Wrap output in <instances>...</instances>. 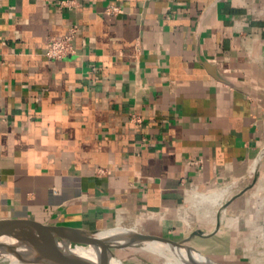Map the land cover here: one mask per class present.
Here are the masks:
<instances>
[{
    "label": "crops",
    "instance_id": "1",
    "mask_svg": "<svg viewBox=\"0 0 264 264\" xmlns=\"http://www.w3.org/2000/svg\"><path fill=\"white\" fill-rule=\"evenodd\" d=\"M61 1L0 0V222L264 264V0Z\"/></svg>",
    "mask_w": 264,
    "mask_h": 264
},
{
    "label": "water",
    "instance_id": "2",
    "mask_svg": "<svg viewBox=\"0 0 264 264\" xmlns=\"http://www.w3.org/2000/svg\"><path fill=\"white\" fill-rule=\"evenodd\" d=\"M217 227H220V222ZM211 235L202 229H197L188 237L175 240L122 226L88 230L30 221L6 220L0 222V260L26 253L36 256L32 264H111L114 258L125 264V261L113 251L114 247L142 248L160 245L170 250H184L193 259L190 264H224L187 244L196 236ZM91 248L99 251L96 259L76 251V249ZM194 255L204 258L205 263L197 262L198 260L193 258Z\"/></svg>",
    "mask_w": 264,
    "mask_h": 264
},
{
    "label": "rangeland",
    "instance_id": "3",
    "mask_svg": "<svg viewBox=\"0 0 264 264\" xmlns=\"http://www.w3.org/2000/svg\"><path fill=\"white\" fill-rule=\"evenodd\" d=\"M187 244L195 247L196 249L200 250L203 253H205V251L207 250V247L204 242L192 243L190 241ZM137 248H141V247H137ZM137 248L116 246L113 248V251L115 252V254H117L118 257H120L121 259L125 261V264H167L168 262L167 257L164 255L154 254L152 252H147V251H139V249ZM32 257L23 259V262L30 261ZM217 257L218 258L220 257L219 259H221V256L218 255ZM23 262L17 259L16 256L0 260V264H25Z\"/></svg>",
    "mask_w": 264,
    "mask_h": 264
},
{
    "label": "bare ground",
    "instance_id": "4",
    "mask_svg": "<svg viewBox=\"0 0 264 264\" xmlns=\"http://www.w3.org/2000/svg\"><path fill=\"white\" fill-rule=\"evenodd\" d=\"M105 236V234H104ZM123 245V244H122ZM137 248V247H136ZM139 251H147V252H152L154 254H160L164 255L167 257V264H190L191 261H193L192 257L189 256L184 250L181 249H168L166 247H162L160 245H149L146 247L142 248H137ZM77 252H80L81 254L88 256L92 259H96L98 256L99 251L94 250V249H76ZM33 255H29L26 253H19L16 257L20 261L23 262V259L32 257ZM195 256V255H194ZM193 258L199 262V263H205V259L200 257V256H195ZM153 257V256H152ZM36 260V256H33L30 261L23 262L25 264H32ZM157 260V259H156ZM162 260V259H161ZM166 260V261H167ZM111 264H122L119 259H112Z\"/></svg>",
    "mask_w": 264,
    "mask_h": 264
},
{
    "label": "built area",
    "instance_id": "5",
    "mask_svg": "<svg viewBox=\"0 0 264 264\" xmlns=\"http://www.w3.org/2000/svg\"><path fill=\"white\" fill-rule=\"evenodd\" d=\"M60 4L72 8L75 7L77 3L73 0H62ZM122 11L123 10L118 6H109L106 9V13L110 15H116ZM77 32L78 27L73 26L66 34L50 42L47 47L46 55L52 59H61L72 54L74 52V39ZM134 121L140 123L142 119L136 116Z\"/></svg>",
    "mask_w": 264,
    "mask_h": 264
}]
</instances>
